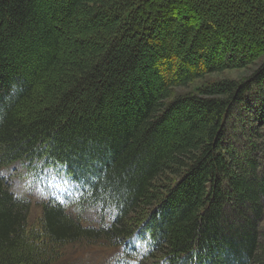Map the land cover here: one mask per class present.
I'll list each match as a JSON object with an SVG mask.
<instances>
[{
  "label": "trees",
  "instance_id": "1",
  "mask_svg": "<svg viewBox=\"0 0 264 264\" xmlns=\"http://www.w3.org/2000/svg\"><path fill=\"white\" fill-rule=\"evenodd\" d=\"M16 163L76 193L18 197ZM90 247L264 264V0H0V264Z\"/></svg>",
  "mask_w": 264,
  "mask_h": 264
},
{
  "label": "rangeland",
  "instance_id": "2",
  "mask_svg": "<svg viewBox=\"0 0 264 264\" xmlns=\"http://www.w3.org/2000/svg\"><path fill=\"white\" fill-rule=\"evenodd\" d=\"M237 10L242 11L240 9ZM250 72L251 71L248 69L224 70L218 74H207L204 78V81L196 82L194 85L196 87H204L210 83L212 84L213 82H218L225 79L237 81L248 76ZM190 90L191 88H178L176 89V92L188 93ZM5 175L7 176V184L11 192L21 198L27 197V195L30 194L34 201H43L44 199L52 196L65 203V196L67 194L76 193L74 190H72V187H67L61 184L60 180L55 176L41 170H38L36 173H34L24 163L12 165L5 171ZM38 212V210H35V214ZM77 256H79L80 261L83 259H86L87 261L89 259H93L95 263L98 264L104 257L107 256V252L104 249L98 247L80 248V253ZM147 261L143 257L139 256L133 264H149Z\"/></svg>",
  "mask_w": 264,
  "mask_h": 264
},
{
  "label": "bare ground",
  "instance_id": "3",
  "mask_svg": "<svg viewBox=\"0 0 264 264\" xmlns=\"http://www.w3.org/2000/svg\"><path fill=\"white\" fill-rule=\"evenodd\" d=\"M71 185V184H70ZM75 187V186H74ZM71 189V188H70ZM76 191V190H75Z\"/></svg>",
  "mask_w": 264,
  "mask_h": 264
}]
</instances>
